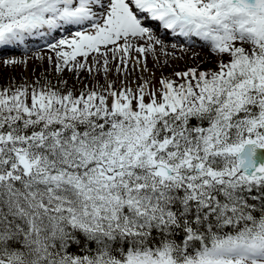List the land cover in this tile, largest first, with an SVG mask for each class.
Segmentation results:
<instances>
[{
	"label": "snow or ice",
	"instance_id": "snow-or-ice-1",
	"mask_svg": "<svg viewBox=\"0 0 264 264\" xmlns=\"http://www.w3.org/2000/svg\"><path fill=\"white\" fill-rule=\"evenodd\" d=\"M34 61L0 264H264V0H0V66Z\"/></svg>",
	"mask_w": 264,
	"mask_h": 264
},
{
	"label": "rangeland",
	"instance_id": "rangeland-1",
	"mask_svg": "<svg viewBox=\"0 0 264 264\" xmlns=\"http://www.w3.org/2000/svg\"><path fill=\"white\" fill-rule=\"evenodd\" d=\"M23 54L25 55L26 53H23ZM177 54L179 55V53H177ZM27 56L28 57H32V56H29V55H27ZM24 57H26V56H24ZM24 57H22L21 59H23ZM150 61H151V58H150ZM39 63H40L39 61H34V62H30L27 66H23L22 65V66L19 67V68H21V72L19 71V73L16 70V69H18V67L15 68V72H17V73H14V69L13 68L10 69V67H8V68L7 67H3V71H5V72H3L0 75V85L6 84L8 79H9V77H11V76L14 79V81L17 80L16 82H23L25 77H27L28 81L31 82V80H33L35 78V74H33L32 70L34 68H37V65ZM45 66H47L46 62H45ZM182 66H184L183 62H181L179 64V69H183ZM190 66H192V65L190 64ZM211 66L212 65H204V67H211ZM42 71H43L42 68L37 69V72H42ZM168 71H171V69H169ZM157 75H159V73H157Z\"/></svg>",
	"mask_w": 264,
	"mask_h": 264
},
{
	"label": "bare ground",
	"instance_id": "bare-ground-1",
	"mask_svg": "<svg viewBox=\"0 0 264 264\" xmlns=\"http://www.w3.org/2000/svg\"><path fill=\"white\" fill-rule=\"evenodd\" d=\"M174 42V41H173ZM44 49V50H46V46L45 45H43V44H40L39 46H36V45H32V46H30L29 47V50L27 51V52H24L23 50H20V49H17V50H13V51H8V50H5V52H4V56L5 57H7L8 55H16L18 58H22V57H24V56H27V55H29V56H32V57H34V54L35 53H37V52H39L41 49ZM194 51H198V52H202V54H206V53H208V51H209V49L207 48V47H205V48H203L202 50L201 49H194ZM207 51V52H206ZM23 53H26L25 55L23 54ZM28 53V54H27ZM28 57V56H27ZM150 66H151V61H150ZM3 67H7V66H0V75L3 73V72H5V71H3ZM182 67H184V66H182ZM8 68V67H7ZM11 69V68H10ZM14 69V73H19V71L21 72V68H19L18 67V69H16L17 70V72H15V68H13ZM24 69V68H23ZM33 76V75H32ZM8 77V76H7ZM11 78H12V76H11ZM19 80V79H18ZM31 80V79H30ZM17 81V80H16ZM20 81V80H19Z\"/></svg>",
	"mask_w": 264,
	"mask_h": 264
}]
</instances>
